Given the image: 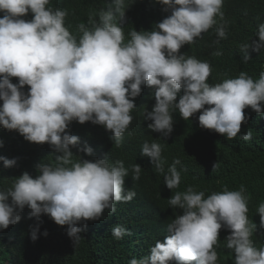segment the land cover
<instances>
[{"label":"clouds","instance_id":"1","mask_svg":"<svg viewBox=\"0 0 264 264\" xmlns=\"http://www.w3.org/2000/svg\"><path fill=\"white\" fill-rule=\"evenodd\" d=\"M124 2H107L112 6L108 9L97 5V21L90 16L91 28L79 24L82 36L77 40L64 24L67 13L46 7L49 0H0V125L17 130L29 142H46L59 153L56 166L38 160L36 173L20 165L19 157L0 149V170L6 179L15 180L12 188L0 190V230L24 220L28 213V218L37 220L30 226L34 242L40 234V216L47 214L56 224L68 226L66 234L75 245L87 230V221L101 218L106 209L116 213L139 200L138 193L124 187L128 171H133V180L140 178L139 164L133 169L119 160L112 165L107 155L74 162L72 148L80 138L66 129L74 120L88 121L95 124L90 128L106 135L111 131L112 144L122 147L133 120L130 113L136 107L132 98L141 94L142 85L154 90L155 104L144 114L145 120L152 121L147 127L163 137L173 131L176 110L185 121L199 112L200 127L228 140L240 133L246 107L264 114L260 103L264 101V72L258 80L241 72L237 78L209 84L210 64L180 53L183 45L194 43L216 24L217 15L223 19L224 0H158L165 7L156 30H133L127 43ZM29 12L32 19L25 20ZM216 32L226 38L223 25ZM257 36L258 40L241 45L244 62L251 59L249 49L264 50V23L258 25ZM25 85L30 86L27 93ZM251 137V131H246L240 138ZM3 143L0 140V147ZM78 152L93 155L87 145ZM140 154L163 171L160 144L145 142ZM180 163L177 158L165 175L164 184L171 190L180 184L176 167ZM244 193L243 185L207 198L204 191L191 186L176 192L168 199L173 207L169 234L155 242L148 256L134 257L129 264H217L214 246L225 228L230 230L226 240L234 250V264H264V203L256 217L261 219L260 226L255 228L254 222L249 223ZM130 234L124 220L115 222L113 237L122 240ZM42 235H48L46 229Z\"/></svg>","mask_w":264,"mask_h":264},{"label":"trees","instance_id":"2","mask_svg":"<svg viewBox=\"0 0 264 264\" xmlns=\"http://www.w3.org/2000/svg\"><path fill=\"white\" fill-rule=\"evenodd\" d=\"M112 0H49L46 6L55 11L64 10V24L77 40L82 36L78 25L84 23L87 27L89 17L97 21L96 6L112 7L107 2ZM125 0L126 24L124 26L125 43L131 39L129 33L133 30H156V24L161 22L162 10L165 6L158 0ZM221 11L223 19L216 16V24L203 32L192 44L181 47L180 53L185 57H195L207 61L212 69L208 78L209 84L223 82L229 78H237L241 72L258 80L264 72V50L261 52L249 49L251 59L243 61L244 53L241 45L258 40V25L264 23V0H224ZM3 13H0L2 16ZM170 15L165 12V16ZM29 12L25 20H31ZM223 25L226 38H220L216 29ZM217 41H219L217 43ZM220 54L217 55L216 53ZM18 83V78H11ZM142 92L132 98L136 107L131 111L133 120L127 128L123 146L112 144L110 137L90 122L83 124L72 121L66 129L71 135L79 136L77 147L72 148L73 161L83 159L94 160L107 155L109 164L115 165L122 161L125 168L133 169L139 164L142 167L140 178L133 180V171H128L125 177V190L139 194V200L127 207H120L116 213L107 209L101 218L87 221V230L80 233V240L74 245L66 234L67 225H58L47 214L40 216V234L38 239L30 238V226L35 225V217L20 220L7 229L0 230V264H129L132 258H142L150 254V248L157 240L163 241L167 236L168 224L173 220L172 206L168 199L176 192H185L189 186L195 191H204L205 198L213 192L239 190L243 185L247 197V216L251 225L260 226L256 218L258 208L264 203V114H258L251 107L244 109L246 121L242 122L240 133L231 140L225 135L199 125V112L185 121L176 110L173 113V131L168 137L154 132L147 127L151 120H145V110L151 111L155 104L154 90L142 85ZM30 86H23L28 92ZM183 94L177 95V102ZM3 101L0 100V105ZM264 108V101L260 102ZM205 107H208L207 105ZM251 131L250 140L241 139V135ZM0 140H3V151L19 157L20 165L26 169L37 170V161L56 166L54 149L48 144L29 142L17 130H8L0 125ZM145 142H156L162 147V168L158 171L147 156L140 153ZM85 145L93 149V155L88 156L78 152ZM181 161L176 165L180 172V184L169 189L164 184L165 175L176 159ZM215 167L213 169V166ZM15 180L6 179V173L0 170V190L12 188ZM11 199V198H9ZM30 211V210H29ZM124 220L131 234L118 240L112 235L115 222ZM254 222L255 224H253ZM47 230L48 235L42 233ZM230 230L225 228L224 235L219 236L215 250L218 254L217 264H234V250L227 247L226 237ZM169 264H176L170 261ZM195 264V262H193Z\"/></svg>","mask_w":264,"mask_h":264},{"label":"bare ground","instance_id":"3","mask_svg":"<svg viewBox=\"0 0 264 264\" xmlns=\"http://www.w3.org/2000/svg\"><path fill=\"white\" fill-rule=\"evenodd\" d=\"M112 5V4H111Z\"/></svg>","mask_w":264,"mask_h":264}]
</instances>
